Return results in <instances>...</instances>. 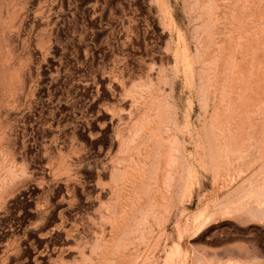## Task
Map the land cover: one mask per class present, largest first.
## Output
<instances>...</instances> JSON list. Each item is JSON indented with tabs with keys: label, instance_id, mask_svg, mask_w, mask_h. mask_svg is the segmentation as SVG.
<instances>
[{
	"label": "rangeland",
	"instance_id": "obj_1",
	"mask_svg": "<svg viewBox=\"0 0 264 264\" xmlns=\"http://www.w3.org/2000/svg\"><path fill=\"white\" fill-rule=\"evenodd\" d=\"M0 47V264H264V0H0Z\"/></svg>",
	"mask_w": 264,
	"mask_h": 264
},
{
	"label": "bare ground",
	"instance_id": "obj_2",
	"mask_svg": "<svg viewBox=\"0 0 264 264\" xmlns=\"http://www.w3.org/2000/svg\"><path fill=\"white\" fill-rule=\"evenodd\" d=\"M24 1H25V0H24ZM19 3H20V2H19ZM4 8H5V7H4ZM9 8H10V7H9ZM149 12H150V11H149ZM152 16H153V15H152ZM9 18H10V16H9ZM148 18H149V17H148ZM148 22H149V19H148ZM155 23H156V22H155ZM155 23H154V25H155ZM147 24H148V23H147ZM148 25H149V24H148ZM151 26H152V25H151ZM13 28H14V27H13ZM14 29H15V28H14ZM19 30H20V29H19ZM18 33H19V31H18ZM15 35H16V34H15ZM182 35H183V34H182ZM18 36H19V35H18ZM20 37H21V36H20ZM16 39H17V38H16ZM179 44H180V43H179ZM185 45H187V44H185ZM0 48H2V47H0ZM190 48H191V47H190ZM144 49H146V48H144ZM177 49H178V48H176L175 50H177ZM1 50H2V49H1ZM1 50H0V51H1ZM145 51H146V50H145ZM182 51H183V50H182ZM182 51H181V52H182ZM187 51H188V50H187ZM9 52H10V50H9ZM11 53H12V52H11ZM147 53H148V51H147ZM205 53H207V52H205ZM1 54H2V52H1ZM12 54H13V53H12ZM175 54H176V53H175ZM179 54H180V53H179ZM179 54H178V52H177V56H178ZM182 54H183V52H182ZM182 54H181V55H182ZM186 54H187V53H186ZM151 55H153V54H151ZM173 55H174V54H173ZM189 56H190V55H189ZM174 57H175V56H174ZM182 57H183V56H182ZM4 58H5V57H4ZM152 58H153V57H152ZM189 58H190V57H189ZM3 60H4V59H3ZM6 60H7V59H6ZM0 61H1V59H0ZM23 61H24V60H23ZM180 61H181V60H180ZM174 62H175V61H174ZM25 63H26V62H25ZM167 64H168V63H167ZM188 64H189V63H188ZM1 66H2V65H1ZM8 66H9V65H8ZM189 66H190V65H189ZM190 67H192V66H190ZM8 68H9V67H8ZM153 68H154V66H153ZM9 69H10V68H9ZM159 69L161 70V68H159ZM163 69H164V68H163ZM146 70H147V69H146ZM5 71H6V70H5ZM147 71H148V70H147ZM151 71H152V68H151ZM154 71H156V70H154ZM159 72H161V71H159ZM4 73H5V72H4ZM88 74H89V73H88ZM113 74H114V73H113ZM154 74H155V72H154ZM0 75H2V74H0ZM86 75H87V74H86ZM95 75H96V74H95ZM107 75H108V74H107ZM116 75H117V74H116ZM155 75H156V74H155ZM87 76H88V75H87ZM101 76H102V75H101ZM125 76H126V75H125ZM127 76H128V75H127ZM18 78H19V77H18ZM86 78H87V77H86ZM15 79H16V78H15ZM114 79H115V78H114ZM117 79H118V78H117ZM129 79H130V78H129ZM3 80H4V79H3ZM16 80H17V79H16ZM16 80H15V81H16ZM86 80H87V79H86ZM89 80H91V79H89ZM99 80H100V79H99ZM102 80H103V79H102ZM104 80H105V79H104ZM104 80H103V81H104ZM115 80H116V79H115ZM19 81H20V80H19ZM22 81H23V80H22ZM103 81H101V82L103 83ZM104 82H106V80H105ZM22 83H23V82H22ZM129 83H130V82H129ZM83 84H84V83H83ZM83 84H82V85H83ZM115 84H116V83H115ZM119 84H120V83H119ZM16 85H17V84H16ZM22 85H23V84H22ZM90 85H91V83H90ZM92 85H93V84H92ZM92 85H91V86H92ZM102 86H103V85H102ZM102 86H101V87H102ZM119 86H120V85H119ZM131 86H132V85H131ZM19 88L22 90L24 87L19 86ZM99 88H100V87H99ZM129 88H131V87H129ZM81 89H82V88H81ZM88 89H89V87H88ZM94 89H95V88H94ZM101 89H102V88H101ZM103 89H104V88H103ZM103 89H102V90H103ZM3 90H4V92H5V89H3ZM99 90H100V89H99ZM81 91H82V90H81ZM85 91H87V88H86ZM104 91H106V89H104ZM128 91L130 92V89H129ZM22 92H23V91H22ZM91 92H92V91H91ZM91 92H89V93H91ZM100 92H101V90H100ZM87 93H88V92H87ZM104 93H105V92H104ZM127 93H128V92H127ZM8 94L10 95V93H8ZM99 94H100V93H99ZM105 94H106V93H105ZM3 95H4V94H2V96H3ZM85 95H86V93H85ZM92 95H93V94H92ZM92 95H91V96H92ZM96 95H97V94H96ZM102 95H103V93H102ZM2 96H1V97H2ZM12 96H13V95H12ZM14 96H15V95H14ZM17 96H18V94H17ZM93 96H94V95H93ZM99 96H100V95H99ZM99 96H98V97H99ZM85 97H86V96H85ZM94 97H95V96H94ZM9 98H10V97H9ZM90 98H91V97H90ZM95 99H96V98H95ZM95 99H94V100H95ZM0 100H1V99H0ZM87 101H88V100H87ZM94 102H95V101H94ZM87 103H88V102H87ZM97 103H99V102H97ZM0 104H1V103H0ZM7 104H9V103H7ZM7 104H6V105H7ZM85 104H86V103H85ZM93 104H94V103H93ZM104 104H105V103H104ZM104 104H103V105H104ZM99 106H100V105H99ZM105 106H106V105H105ZM69 107H70V106H69ZM94 107H96V106H94ZM97 107H98V106H97ZM100 107H101V106H100ZM106 107H107V106H106ZM70 108H71V107H70ZM89 109H90V108H89ZM91 109H92V108H91ZM96 109H97V108H96ZM99 109H100V108H99ZM102 110H104V108H103ZM105 110L107 111V109H105ZM59 111H60V109H59ZM99 111H100V110H99ZM109 111H110V110H109ZM90 112H91V111H90ZM92 112H93V111H92ZM95 112H96V110H95ZM61 113H62V112H61ZM97 114H98V112H97ZM101 114H102V113H101ZM86 115H87V114H86ZM99 115H100V114H99ZM111 115H112V114H111ZM84 116H85V115H84ZM87 116H88V115H87ZM89 117H90V116H89ZM97 118H98V117H97ZM102 118H103V117H102ZM23 121H24V120H23ZM101 121H102V120H101ZM86 122H87V121H86ZM110 122H111V121H110ZM92 123H93V122H92ZM97 124H98V123H97ZM98 125H99V124H98ZM15 127H17V126H15ZM20 127H22V126H20ZM19 129H20V128H19ZM21 129H22V128H21ZM23 129H24V128H23ZM24 130H25V129H24ZM21 131H22V130H21ZM13 133H14V132H13ZM25 133H26V132H25ZM11 134H12V133H11ZM7 135H8V134H7ZM115 135H116V134H115ZM117 135H118V134H117ZM3 136H4V135H3ZM3 136H2V137H3ZM5 136H6V135H5ZM20 136H21V135H20ZM25 136H26V135H25ZM6 137H7V136H6ZM17 138H18V137H17ZM117 138H118V136H117ZM0 139H1V138H0ZM3 139H4V137H3ZM3 139H2V141H3ZM23 139H24V138H23ZM14 140H15V139H14ZM116 140H117V139H116ZM0 141H1V140H0ZM23 141H24V140H23ZM118 141H119V139H118ZM6 142H7V141H6ZM4 143H5V141H4ZM18 143H19V141H18ZM62 143H63V142H62ZM0 144H1V143H0ZM23 144H24V143H23ZM66 144H67V143H66ZM4 145H5V144H4ZM4 145H3V143H2V146H4ZM6 145H7V144H6ZM13 145H14V144H13ZM2 146H1V147H2ZM18 146L20 147V144H19ZM20 148H21V147H20ZM16 149H17V148H16ZM0 151H1V150H0ZM3 151H4V150H3ZM6 151L8 152L7 149H6ZM15 152H16V151H15ZM6 154H7V153H6ZM6 154H5V155H6ZM2 155H3V153H2ZM5 157H6V156H5ZM23 157H24V156H23ZM7 158H8V156H7ZM7 158H6V160H7ZM16 158H17V157H16ZM21 158H22V157H21ZM3 159H4V158H3ZM14 159H15V158H14ZM122 159H124V157H123ZM122 159H121V160L118 159L119 164H123V161H124V160H122ZM6 160H5V161H6ZM15 160H16V159H15ZM17 160H18V158H17ZM36 161H37V160H36ZM13 162H14V161H13ZM15 162H16V161H15ZM25 162H26V161H25ZM125 162H126V159H125ZM8 163H9V162H8ZM16 163H17V162H16ZM23 163H24V162H22V164H23ZM14 164H15V163H14ZM25 164H26V163H25ZM32 164H33V163H32ZM35 164H36V163H35ZM26 165H27V164H26ZM37 165H38V164H37ZM10 166H11V164H10ZM44 166H45V165H44ZM107 166H108V165H107ZM3 167L5 168V166H3ZM13 167H14V166H13ZM25 167H26V166H25ZM28 167H30V166H28ZM33 167H34V166H33ZM116 167H117V166H116ZM116 167H115V168H116ZM0 168H2V167H0ZM9 168H10V167H9ZM15 168H17V167H15ZM36 168H37V167H36ZM6 169H8V168H6ZM6 169H4L5 172L10 173V172H8V170L6 171ZM10 169H12V168H10ZM13 169H14V168H13ZM39 169H40V168H39ZM39 169H38V170H39ZM103 169H104V173H105V170H106V169H105V168H103ZM108 169H109V168H108ZM20 170H21V169H20ZM25 170H26V169H25ZM35 170H36V169H35ZM100 170H101V169H100ZM2 171H3V170H2ZM9 171H10V170H9ZM109 171H110V170H109ZM113 171H114V170H113ZM20 172H21V171H20ZM22 172H23V170H22ZM110 172H111V171H110ZM15 173H17V171H16ZM15 173H14V171H13V173H11V176H12V174L14 175ZM24 173H25V172H24ZM104 173H103V174H104ZM98 174H99V173H98ZM101 174H102V173H101ZM108 174H109V173H108ZM5 175H6V174H5ZM16 175H18V174H16ZM104 175H105V174H104ZM9 176H10V175H9ZM18 176H20V175H18ZM98 176L100 177V175H98ZM98 176H97V178H99ZM109 176H111V175H109ZM2 177H4V176H2ZM2 177H1V178H2ZM5 177H6V176H5ZM111 177H112V176H111ZM113 177H114V176H113ZM7 179H8V178H7ZM10 179L12 180V178H10ZM5 180H6V179H5ZM95 180H97V179H95ZM100 180H101V178H100ZM8 181H9V180H8ZM98 181H99V179H98ZM1 182H2V180H1ZM15 183H16V182H15ZM95 183H96V181H95ZM90 184H91V183H90ZM99 184H101V183H99ZM3 185H4V184H3ZM91 185H92V184H91ZM95 185H96V184H95ZM10 186H11V185H10ZM69 186H70V185H69ZM92 186H93V185H92ZM97 186H98V185H97ZM2 187H3V186H2ZM4 187H5V186H4ZM102 187H103V185H102ZM0 188H1V186H0ZM70 188H71V187H70ZM73 188H74V187H73ZM92 188H93V187H92ZM94 188H95V187H94ZM99 188H100V187H99ZM99 188H98V189H99ZM107 188H108V187H107ZM74 189H75V188H74ZM108 189H109V188H108ZM30 190H31V189H30ZM61 190H62V188H61ZM93 190H95V189H93ZM71 191H72V189H71ZM91 191H92V190H91ZM30 192H31V191H30ZM36 192H37V191H36ZM74 192H75V191H73V193H74ZM103 192H105V191H104V188H103L101 191H98V192L95 191V193H98V194H99V195H98L99 197H101V194H102ZM106 192H107V191H106ZM33 193H35V191H34ZM58 193H59V192H58ZM69 193H71V192H69ZM69 193H68V194H69ZM108 193H109V192H108ZM112 193H113V192H112ZM59 194H61V193H59ZM105 194H106V193H105ZM66 195H67V194H66ZM26 196H27V195H26ZM26 196H25V198H26ZM104 196H106V195H104ZM68 197H69V196H68ZM71 197H72V196H71ZM69 198H70V197H69ZM28 199H29V198H28ZM63 199H64V198H63ZM89 199H90V198H89ZM101 199H102V197H101ZM101 199H100V200H101ZM103 199H104V198H103ZM21 200H22V199H21ZM23 200H24V199H23ZM92 200H93V199H92ZM92 200H90V201H92ZM97 200H98V199H97ZM19 201H20V200H19ZM24 201H25V200H24ZM24 201H23V202H24ZM103 201H104V200H103ZM103 201H102V202H103ZM23 202H22V203H23ZM26 202H27V201H26ZM60 202H61V201H60ZM92 202H93V201H92ZM99 202H101V201H99ZM60 204H61V203H60ZM85 204H86V203H85ZM91 204H93V203H91ZM83 205H84V204H83ZM93 205H94V204H93ZM96 205H98V204H96ZM84 206H85V205H84ZM88 207H90V206L88 205L87 208H88ZM94 207H95V206H94ZM100 207H101V206H100ZM85 208H86V207H85ZM85 208H84L83 210H87V209H85ZM114 210H116V208H115ZM87 211H88V210H87ZM79 213H80V212H79ZM85 214H86V213H85ZM80 215H82V214H80ZM83 215H84V214H83ZM82 217H83V216H82ZM86 218H87V217H86ZM83 219H84V218H83ZM89 219H90V218H89ZM87 220H88V218H87ZM91 224H92V223H91ZM62 236H63V235H62ZM63 237H65V236H63ZM60 238H61V237H60ZM66 238H67V237H66ZM62 239H63V238H62ZM67 239H68V238H67ZM46 245H47V244H46Z\"/></svg>",
	"mask_w": 264,
	"mask_h": 264
}]
</instances>
